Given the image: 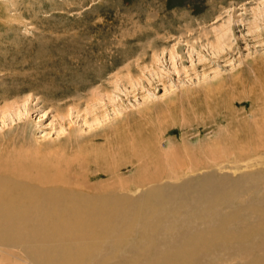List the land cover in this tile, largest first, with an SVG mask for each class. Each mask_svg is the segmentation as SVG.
<instances>
[{
	"label": "rangeland",
	"instance_id": "obj_1",
	"mask_svg": "<svg viewBox=\"0 0 264 264\" xmlns=\"http://www.w3.org/2000/svg\"><path fill=\"white\" fill-rule=\"evenodd\" d=\"M1 173L63 200L133 204L156 183L185 202L220 195L214 236L254 227L264 0H0ZM46 223L16 222L24 255Z\"/></svg>",
	"mask_w": 264,
	"mask_h": 264
},
{
	"label": "bare ground",
	"instance_id": "obj_2",
	"mask_svg": "<svg viewBox=\"0 0 264 264\" xmlns=\"http://www.w3.org/2000/svg\"><path fill=\"white\" fill-rule=\"evenodd\" d=\"M0 178V264H221L232 256L238 264H264V208L244 214L248 219L256 216L254 227L214 236L215 231H226L228 221L218 213L220 195L198 192L188 194L190 201L185 202L156 183L133 204L113 194L63 200L48 188L32 193L29 188L34 186L21 181L16 182L22 189H9L10 175L1 173ZM23 213L29 215L21 217ZM30 218H45L47 223L29 235L40 243L28 244L26 256L13 227ZM229 245L237 248L232 252ZM215 251L222 252L221 259Z\"/></svg>",
	"mask_w": 264,
	"mask_h": 264
}]
</instances>
